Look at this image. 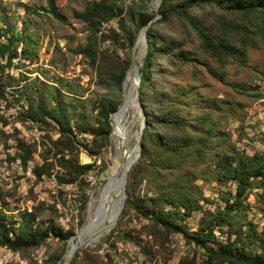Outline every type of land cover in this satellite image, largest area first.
I'll list each match as a JSON object with an SVG mask.
<instances>
[{
    "label": "trees",
    "instance_id": "1",
    "mask_svg": "<svg viewBox=\"0 0 264 264\" xmlns=\"http://www.w3.org/2000/svg\"><path fill=\"white\" fill-rule=\"evenodd\" d=\"M198 7L213 8L215 16L206 21L209 16L193 12ZM47 9L62 19L53 0H49ZM158 10L160 17L146 29L145 53L139 67V99L145 124L140 154L128 172L127 196L120 219L133 209L137 216L149 219L164 240H170L172 234H181L186 243L204 251L200 263L191 256L180 264H264V220L258 227L246 213L248 193L256 188L260 196L264 195V152L247 153L237 148L219 130V117L213 108L208 109L209 102L198 98L196 86L171 79L195 62L204 65L219 80L228 74L227 62L236 60L245 64L249 48L264 44V0H161ZM153 15L150 0H85L83 8L74 14L83 22L85 31V43L74 52L87 58L95 71L96 83L106 94L92 103V109L96 110L92 125L78 120L71 122L56 94L52 95L55 104L51 107L41 100L36 105L27 102L24 120L51 118L58 127L55 138L46 134L48 141L42 143L41 162L32 167L36 180L52 175L58 185L88 183L86 175L93 163L80 162V147L86 145L76 136L81 133L91 136L90 145L84 147L89 157L98 155L109 142V115L118 106L122 79L130 63V55L122 56L118 49H130L138 30ZM113 19L116 27H103ZM174 20L193 30L199 40L196 50L183 47L163 31L162 27ZM25 39L12 25L0 27V57L8 62L0 63L1 100L7 101L2 77L5 66L17 54L15 45L22 41L21 55L30 58ZM106 40L108 45L103 44ZM164 62L174 69L165 67ZM0 119L5 122L3 117ZM16 147L17 157L26 167L34 148L22 138H17ZM198 179L226 187L223 206L202 209L208 198L203 195ZM55 210V206L41 201L30 210L18 212L15 219H7L0 206V246L19 252L46 243L50 236L66 242L73 230L58 225ZM194 212H201V216L189 230L185 220ZM116 228L110 232L111 236ZM216 229L224 239H218ZM78 250L85 262L92 263L89 248ZM78 250L70 264L79 260ZM61 254L48 262L55 264ZM99 261L100 257L95 262Z\"/></svg>",
    "mask_w": 264,
    "mask_h": 264
},
{
    "label": "rangeland",
    "instance_id": "2",
    "mask_svg": "<svg viewBox=\"0 0 264 264\" xmlns=\"http://www.w3.org/2000/svg\"><path fill=\"white\" fill-rule=\"evenodd\" d=\"M84 2L53 0L56 12L62 17L58 19L47 9L49 0H0V27L12 25L21 32L31 54L30 58H23L21 49L24 43H17V54L11 59V64L5 66L2 77L6 84L7 101L0 99V117L5 119V122L0 119V206L7 219H15L18 212L30 210L33 205L43 201L55 206V221L58 225L62 229L73 230V233L86 220L90 192L95 190L96 199L92 209L96 210L104 192L102 185L107 176L112 174L108 170L114 160L111 144L108 142L98 155L89 157L84 147L90 145L91 136L77 134V139L86 145L80 147V162L93 163L86 175L88 183L85 185H58L52 175L36 180L32 167L41 162L40 155L44 153L42 143L48 141L46 134L55 138L58 127L51 118L31 121L24 120L22 115L28 101L36 105L41 100L51 107L55 104L52 95L56 94L66 107L71 122L78 120L84 125L94 123L96 110L92 109V103L102 98L106 90L96 83L95 71L87 58L74 52L85 43L83 22L74 16L83 8ZM193 12L209 16L206 21L215 16L211 7H198ZM109 25L116 27L115 19L103 27ZM162 29L171 39L180 41L183 47L197 49V36L182 22L174 20ZM108 43V40L103 42L105 45ZM131 51L127 47L118 49L122 56L128 54L131 57ZM144 53L141 50L136 59L138 71ZM208 60L213 61L210 58ZM0 63L8 64L4 57H0ZM163 65L174 69L166 62ZM226 71V78L219 80L204 65L195 62L183 67L171 79L179 83L189 81L196 86L198 98L209 102L211 108L208 109L213 108L219 117V130L228 135L237 148L247 153L255 150L264 152V44L249 48L245 64H239L236 60L227 62ZM216 102L221 103V106ZM131 118L128 109L120 115V123L124 126ZM119 133L124 136L121 125ZM131 135L126 134L125 137ZM17 138H22L34 148L26 167L17 157ZM112 138L118 142L116 137ZM128 142L132 146L135 140L130 137ZM197 183L208 198L203 203V210L224 205L222 196L225 186L200 179ZM143 191L141 186L140 193ZM259 191L253 189L246 199L247 217L256 222L258 227L264 220V195L260 196ZM200 216L201 212H194L186 218L185 224L189 230L196 226ZM80 219L82 222L79 224ZM116 226L111 236L110 232ZM215 234L218 239H224L217 229ZM64 247L65 242L51 236L46 243L19 252L0 246V264H50V258L63 253ZM86 247L93 253L92 263L85 262L78 250L79 260L73 264H180L182 259L188 261L191 256H194L196 263H200L204 255L201 248L186 243L181 234H172L170 240H164L149 219L137 216L133 209L127 210L122 219L119 215L116 224L105 235ZM99 257L101 261L95 262Z\"/></svg>",
    "mask_w": 264,
    "mask_h": 264
},
{
    "label": "water",
    "instance_id": "3",
    "mask_svg": "<svg viewBox=\"0 0 264 264\" xmlns=\"http://www.w3.org/2000/svg\"><path fill=\"white\" fill-rule=\"evenodd\" d=\"M160 1L161 0H150V5L154 10V15L137 32L136 38L131 47L132 51H131L130 63L125 71L121 83L120 101L118 103L117 108L113 110L109 115L110 125H111V130L109 132V142L114 151V154H116L117 165L115 172L112 173L111 175H108L103 184L106 187V198H107L104 214L101 218V221L98 223L96 227L86 230L83 229V224H84L83 223L77 232H74L67 238L63 253L61 254V256L59 257V259L56 261L55 264H70L74 253L80 247H86L88 245H91V244H86V242L90 238V234L107 231L116 224L117 217L124 206V202L126 198V184L128 179V172L131 165L136 161L137 157L140 154V148H141L140 139L142 135V128L145 124L144 112L139 99L140 73L138 69H136L135 63H136V59L139 57L141 53V50L143 53L145 52L147 27L150 25L152 21L160 17V12L158 10ZM133 76L136 77V80L132 79ZM130 81L132 83L131 95L133 100L136 102L137 112L135 114V117L131 120V123L128 126L127 134H130L132 132L137 133V138L135 143L136 147L135 150H128L129 142L127 139H124L118 145L117 149H115L112 142V135L114 133L113 130L115 124L114 116L120 110L123 104L124 96L127 92ZM74 243L77 244L74 245Z\"/></svg>",
    "mask_w": 264,
    "mask_h": 264
},
{
    "label": "bare ground",
    "instance_id": "4",
    "mask_svg": "<svg viewBox=\"0 0 264 264\" xmlns=\"http://www.w3.org/2000/svg\"><path fill=\"white\" fill-rule=\"evenodd\" d=\"M132 79L136 80V77L133 76ZM131 88H132V83L130 81L129 82L128 89H127V92H126V94L124 96L123 104H122L120 110L114 116L115 124H114V130H113L114 133H113L112 137H116V139L118 141V142H115L113 140V138H112V142L114 144L115 149H117L118 145L124 139H127L129 141L130 140V137L133 138L135 140V143H136V138H137V133L136 132H132V135L130 137L126 138L127 137L126 134H127V131H128V126L131 123V120L135 117V114L137 112V105H136V102L132 98ZM128 109H129V111H130V113L132 115V118L129 119L130 121H129L128 124L125 123L126 125L123 126L120 123V115H122ZM120 125L123 128L124 136L120 135V133H119V127H120ZM135 143L132 146L128 145V150H135V147H136L135 146ZM116 165H117L116 154H114V160L110 164L108 170L110 172L114 173L115 170H116ZM102 188L104 189V192L101 194V197H100L101 199L99 200L98 206H96V210H93L92 209V206L94 204V200L96 199L94 197L95 190H92L90 192V195H89V198H88V201H87V215H86V220H85V222L83 224V229H86V230L92 229V228L96 227L98 225V223L101 221V218H102V216L104 214V209H105V206H106V201H107V198H106V187L104 185H102ZM117 219H118V217H117ZM109 230L110 229H108L107 231L101 232V233H92V234H90V238L86 242V244H92L93 242H97L99 240V238L101 236L105 235ZM75 244H77V243H74V245Z\"/></svg>",
    "mask_w": 264,
    "mask_h": 264
}]
</instances>
